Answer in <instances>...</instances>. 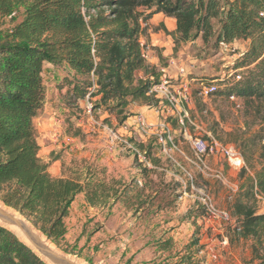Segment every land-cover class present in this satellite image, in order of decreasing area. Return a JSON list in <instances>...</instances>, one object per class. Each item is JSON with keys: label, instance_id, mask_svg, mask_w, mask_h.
<instances>
[{"label": "trees", "instance_id": "obj_1", "mask_svg": "<svg viewBox=\"0 0 264 264\" xmlns=\"http://www.w3.org/2000/svg\"><path fill=\"white\" fill-rule=\"evenodd\" d=\"M156 14L174 20L176 43L201 39L214 49L238 45L233 70L225 79L196 81L216 86L210 96H233L264 107V0H0V21L9 19L11 24L0 28V201L67 254L82 258L76 246L66 242L65 221L77 195L83 194L92 209L111 211L122 201L134 213L147 200L144 187L130 191V184L97 178L88 169L76 179L49 174L50 163L44 164L38 155L33 125L45 101L44 65L66 67L73 74L66 82L76 98L94 88L88 95L98 98L96 107L108 106L110 112L122 115L129 102L155 105L149 91L159 73L145 63L146 46L141 48L140 40ZM139 71L152 80H136ZM254 138L262 143L263 164L240 188L232 215L239 236L253 241L256 264H264L259 255L264 250V214L252 207V200L264 198V121ZM136 145L156 172L159 160L150 149ZM149 171L144 167L139 173ZM200 219H205V212L199 205L183 218L194 229L182 250L181 264H199L195 256L202 251ZM154 249L168 252L172 241L157 240ZM84 260L92 264L90 257ZM0 264L44 263L0 227Z\"/></svg>", "mask_w": 264, "mask_h": 264}, {"label": "rangeland", "instance_id": "obj_2", "mask_svg": "<svg viewBox=\"0 0 264 264\" xmlns=\"http://www.w3.org/2000/svg\"><path fill=\"white\" fill-rule=\"evenodd\" d=\"M158 15L148 21L140 41L149 46V60L152 56L160 60V68L168 67L170 58L178 61L174 68L180 65L183 76L173 78L172 83L178 86L182 80L190 82L191 98L184 107L185 114L171 111L158 100L152 106L129 102L122 115L110 112L108 106L96 107L98 98L88 95L93 88L84 98L73 96L66 80L74 76L66 67L44 65L45 101L33 125L38 155L44 164L50 163L49 174L53 178L76 179L88 169L97 178L104 176L130 184V191L136 186L144 187L147 200L144 208L134 213L122 201L111 211L92 209L83 194L77 195L65 221L66 242L76 246L82 259L90 257L94 262L100 258V264H181L182 250L194 229L183 218L198 205L196 198L204 194L216 209L229 214L230 220L197 221L202 251L195 256L196 262L256 264L253 241L242 239L235 230L232 206L240 188L255 177L263 164L262 143L254 134L264 121V107L239 98L233 102L226 95L198 97L197 81L208 84L225 79L233 70V55L239 46L214 49L201 39L176 43L172 35L174 20ZM10 26L9 19L0 21L1 29ZM153 66L158 72V64ZM135 76L138 81L152 80L143 71ZM139 117L147 128L137 123ZM181 117L183 124L178 122ZM160 124L166 129L161 130ZM159 134L169 138L165 146L158 142ZM196 137L234 147L244 160V169L233 170L218 156L204 159L207 170L202 172L189 146V139ZM135 144L150 149L159 160L156 172L151 171L155 167L150 163L136 158L131 149ZM133 148L140 153L138 145ZM144 167L150 171L141 175L139 171ZM252 207L257 214H264V199L255 198ZM169 239L170 251L160 253L154 249L157 240ZM259 255L264 257V250Z\"/></svg>", "mask_w": 264, "mask_h": 264}, {"label": "built area", "instance_id": "obj_3", "mask_svg": "<svg viewBox=\"0 0 264 264\" xmlns=\"http://www.w3.org/2000/svg\"><path fill=\"white\" fill-rule=\"evenodd\" d=\"M140 46L141 48L144 47L143 42L140 43ZM144 49L143 58L145 59L146 54ZM158 73V82L151 88V90L149 91V95L153 96L156 100L160 101L161 103L164 102L170 108L171 111H177L181 112L182 114H185L184 107L189 105L191 98L190 82L182 80L177 86L172 83L173 78L168 74L166 68H160ZM238 79L240 78L237 77V80ZM215 90L216 86L214 85L206 86L203 84H199L197 96L204 99L209 97ZM229 99L235 102V97L230 96ZM178 122L179 124H183L182 117L178 119ZM137 123L141 127L147 128L146 123L144 122V120H142L141 117L137 118ZM159 127L161 130L166 129V126L164 124H160ZM168 139L169 138L165 137L164 135H158V142L162 146H165ZM189 146L195 159L202 165V172L207 170L206 166L203 164V160L209 157L218 156L223 157L227 165L231 169L237 171L244 169V160L241 154L232 146H219L214 142H208L197 137L189 139ZM131 149L140 162H146L143 153L137 152V150H135V148L133 147H131ZM190 180L192 181V179ZM256 198L264 199L262 197ZM196 202L204 210L205 218L223 221L230 220L229 214H227L226 212H221L215 208L209 196L203 194L196 198ZM224 244H226V241Z\"/></svg>", "mask_w": 264, "mask_h": 264}, {"label": "water", "instance_id": "obj_4", "mask_svg": "<svg viewBox=\"0 0 264 264\" xmlns=\"http://www.w3.org/2000/svg\"><path fill=\"white\" fill-rule=\"evenodd\" d=\"M0 227L14 235L44 264H88L77 255L57 248L19 212L0 201Z\"/></svg>", "mask_w": 264, "mask_h": 264}, {"label": "crops", "instance_id": "obj_5", "mask_svg": "<svg viewBox=\"0 0 264 264\" xmlns=\"http://www.w3.org/2000/svg\"><path fill=\"white\" fill-rule=\"evenodd\" d=\"M159 15H161V14H159ZM158 15V16H159ZM168 19V18H167ZM171 20V19H170ZM145 54H146V58L145 59H147L148 61L146 62V64L149 66V64L148 63H151V67H154L153 65L154 64H158V69L160 68V65H159V63H160V60L159 59H156V58H153V56L151 57V60H149V58H150V49H149V46H148V44H147V46L145 47ZM164 54V53H163ZM163 56H166L165 54L163 55ZM177 60H175V59H173V58H170V59H168L167 60V62L166 63H168L169 64V66L168 67H166V70H167V72H168V74L172 77V78H177L178 76H183L182 75V68H181V66L179 65L178 66V69H175L174 67L176 66V64H177ZM98 259V261L97 260H95L94 262H93V260H92V264H100L101 262H103L100 258H97Z\"/></svg>", "mask_w": 264, "mask_h": 264}]
</instances>
